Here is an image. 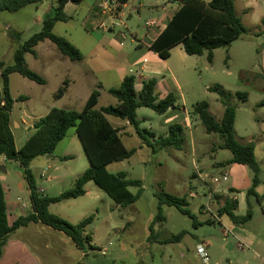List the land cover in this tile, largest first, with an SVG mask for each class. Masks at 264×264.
<instances>
[{
    "label": "rangeland",
    "instance_id": "1",
    "mask_svg": "<svg viewBox=\"0 0 264 264\" xmlns=\"http://www.w3.org/2000/svg\"><path fill=\"white\" fill-rule=\"evenodd\" d=\"M126 1L127 6L121 12ZM167 2L168 0H81L79 3H71L67 8L68 21L58 22L53 32L77 47L83 61L72 62L50 41L37 47L35 55H26L30 69L43 76L47 83L39 85L18 73L11 75L10 90L16 100L11 117L20 123L24 121L20 130H14L16 144L23 145L34 133V123L45 117L51 109L81 112L91 93L98 90V84L102 83L106 88L116 87V83L105 82L94 74L83 78V73L79 74L80 70L75 69L92 68V62L102 66L106 62L113 63L115 59L112 58H117L114 50L122 43L125 48L135 47L136 37L141 40L148 34L150 29L147 22L159 21L163 14L162 8ZM257 2L263 5L254 7L256 0H235L236 11L245 32L229 48L216 50L212 63H209L207 53L189 56L182 46L173 53L171 64L176 71L180 90L172 82H168V87L178 97V105H184L194 119L193 129L183 131L182 150L170 148L154 152L132 132L131 137H125L130 138L125 144L130 150L136 149L135 153L128 160L107 167V171L113 175L124 173L128 180H141L143 190L140 199L127 207L118 206L97 184L90 182L87 185L89 195L80 197L76 203L65 207L72 224H78L81 220L73 214L79 208H83L85 218L94 216L93 224L87 228V232L93 237V249L86 244L81 264H203L195 256L199 243H209L212 264H264V205L251 198L253 218L244 225L236 226L250 237L247 244L242 243L234 234H229V230L216 219L225 197L214 198V193L226 190L232 180L229 170L226 172L229 175L226 183L214 184L212 177L222 175L216 169L231 160L232 154L220 148V137L208 134L199 117L193 114L197 103L207 102L210 113L220 120L225 106L219 94L212 89L219 87L224 92L226 104L236 109L235 129L239 141H253L256 145V158L261 168V183L256 191L260 195L264 194V78L262 80L255 75L259 73L261 64L259 52L264 49V0ZM101 3L106 15L95 18L93 10ZM169 4L168 2V12L173 14L179 6ZM57 6L58 0H44L39 5H28L14 13L0 12V62L12 65L16 49L42 31L45 18L54 16ZM11 30L21 34L19 41L18 38L9 36ZM48 43L53 47H49ZM68 79L72 86L67 96L61 101L55 100L54 95L63 81ZM1 88L0 75V90ZM101 92L102 97L95 110L118 103L108 90ZM136 93V99L140 100V92ZM162 95V90L156 91L157 101ZM244 95L247 96L246 99ZM25 97L28 99H24ZM162 118V115L152 109L142 107L138 110L142 129L166 137L169 129L161 127ZM149 140L153 143L152 138L149 137ZM65 155L70 159H60ZM13 164V167H8V181L0 182L13 186V194L22 195V192L16 190V185L26 184L24 171L18 163ZM49 164L53 170L59 169L57 174L62 177L41 186L45 196L50 197L73 188L76 180L90 167L75 129H71L58 144L52 160L47 161L46 157L36 158L31 170L40 177L41 173L47 171ZM248 171L252 183L253 175L249 169ZM129 190L134 195L139 192L136 187H130ZM161 192L185 197L193 217L182 214L175 207H165L166 220L155 225V241L149 243V226L158 212L156 194ZM246 192L244 190L238 196L239 216L246 215L248 210ZM23 196L28 200L27 194ZM63 205L67 206L66 203L52 205L50 211L55 215L62 214ZM209 219L217 222L208 224ZM195 221L199 225H195ZM224 232H227V238ZM180 233H184V237L179 243H164ZM249 242L252 244L249 245ZM67 251L72 253L70 246H67Z\"/></svg>",
    "mask_w": 264,
    "mask_h": 264
},
{
    "label": "trees",
    "instance_id": "2",
    "mask_svg": "<svg viewBox=\"0 0 264 264\" xmlns=\"http://www.w3.org/2000/svg\"><path fill=\"white\" fill-rule=\"evenodd\" d=\"M44 0H0V12H17L22 8L43 2ZM79 3L80 0H58V6L54 16L46 18L40 33L33 35L24 44L20 45L14 53V63L6 65L0 62V75L2 88L0 90V172L4 163H18L24 171V177L31 192L32 212L18 218L12 225L9 224V213L6 201V193L0 182V253L3 252L10 235L21 227L31 223H42L54 230L67 235L80 249L85 250L86 244L90 245L91 235H85L87 228L93 224L94 216L83 219L78 224H72L64 218L52 214L49 207L53 204L75 200L86 195V187L90 182L97 184L118 206L127 207L136 203L143 190L141 180H128L124 173L113 175L107 171V167L113 163H121L128 160L135 149H127L121 140L119 130L109 122L108 117L128 121L134 132L142 141V144L150 146L154 152L170 148L182 150L183 128L180 125L169 127L168 136H157L140 127L138 109L145 107L152 109L159 115L166 114L170 109H178V100L170 93L165 98L157 101L155 92L157 80L151 79L144 82L140 91V100H137L135 89V77L127 76L120 87L111 88L108 92L117 101V105L103 107L95 110L100 98L101 86L94 90L88 98L81 112L66 111L53 108L43 118L34 123L35 133L27 142L17 148L15 137L11 127V113L16 100L11 95L10 77L18 73L22 77L39 85H46V79L30 69L26 55H35V48L42 42L51 41L56 49L72 62H81L83 56L79 49L66 38L56 35L53 31L58 22H67L68 16L65 7L68 3ZM169 3L178 4L179 8L167 24L165 30L153 41L150 48L158 53L162 59L170 57V50L182 45L189 56H202L207 53L209 63L213 62L214 52L221 48H228L238 40L245 32L241 18L238 16L235 0H212L205 3L201 0H168ZM20 33L10 31L11 38H18ZM68 81L58 89L54 98L61 99L67 89ZM225 106L223 118L217 120L209 111L207 102L197 103L194 107V115H197L208 134H216L220 137L221 149L231 152L232 158L224 166L233 164L246 166L253 175L252 186L246 192L248 210L246 215H237L238 202L233 199H225L224 205L217 212V217L226 216L235 225H244L253 218V210L250 199L254 198L259 204L264 205V194L256 191L261 181L259 174L260 165L256 158V145L254 142L242 143L239 141L235 124L236 109L224 101L225 94L215 87ZM247 96L244 95V99ZM3 103V105H2ZM75 129L84 152L90 162V167L76 180L73 188L58 196H44L40 193L36 179L32 173V162L39 157L54 156L58 144L65 139L68 132ZM153 139V143L149 140ZM68 160L70 158H63ZM5 160V162H4ZM130 187L139 188L137 195L129 190ZM214 198H218L214 193ZM158 212L152 220L148 237L149 243L155 241L154 227L159 222H165V207H175L182 214L193 217L188 209L185 197L180 198L168 193H158ZM215 219L207 220L208 224L216 223ZM195 225H199L195 221ZM184 233L165 240V244L179 243Z\"/></svg>",
    "mask_w": 264,
    "mask_h": 264
},
{
    "label": "crops",
    "instance_id": "3",
    "mask_svg": "<svg viewBox=\"0 0 264 264\" xmlns=\"http://www.w3.org/2000/svg\"><path fill=\"white\" fill-rule=\"evenodd\" d=\"M201 1L205 3H209L212 0H209V1L201 0ZM257 1L258 0H256V4L254 7H261L263 4H260ZM71 3L72 2L68 3L65 7V13L67 16H68L67 8ZM39 4H41V2L37 4H32V5H39ZM169 5L178 6V4L176 3L174 4L170 3ZM126 6H127V1L124 2L123 7L121 8V12L123 8H125ZM164 6L165 7L162 8L163 14L160 16L159 21L151 20L155 23V25L151 28H148L150 29L148 30V34L145 35V37L142 38L141 40H139L136 37L137 44L135 47L125 48L122 43L120 47L116 48V50L113 49L115 53L117 54V58H112L113 60L115 59L113 63L106 62V64L102 66V64L100 63L92 62L93 64L92 68H88V69L86 68L84 70H81V68L75 69V70H80L79 74L83 73V76H82L83 78H86L89 74H92V75L94 74L96 77L100 76L101 78H103L105 82L107 81L108 83L117 84L116 87H110L108 85L109 87L107 88L102 83L98 84L97 87L101 86L100 98L102 97V92H101L102 90L104 91V89H106L109 91L111 88L120 87L123 80L127 76L135 77L136 92L141 91L142 85L144 82H147L151 79H156L157 80L156 91L162 90L163 92L161 99L165 98L168 94L171 93L169 89L170 87H168V82H172L174 86L180 90L179 81L176 79V75H175L176 71L173 65L171 64V59L173 57V53L175 52V50L178 49L182 45L180 44V45L173 47L170 50V57L167 59L160 58L158 53H156L150 48L153 41H155V39L165 30L167 24L169 23V21L172 19V17L175 14V11L173 14H170V12H168V2ZM102 15H106V12H104L103 4L101 3L98 6H95L93 10V17L97 18ZM114 15L115 14H113V16ZM259 16L260 14L258 13V17ZM47 41L49 40H46L40 43L37 47L41 45H45ZM47 45L49 47H53L50 43H48ZM36 48H35V52H36ZM259 57H260L261 64H259V73L257 72L255 73V75L257 78H260L263 80L264 78V49H261V51L259 52ZM75 67H78V66H75ZM67 81L69 83H68L66 92L64 96L61 99H59V101L63 100L71 89L72 83L69 79ZM181 98L183 100L182 96ZM24 99H28V98L25 97ZM176 99L178 100V97H176ZM224 111H225V108H224ZM137 115H138V111H137ZM223 115H224V112H223ZM223 115H222V118H223ZM162 117H163L161 121L162 128L169 129V127H171L172 125H180L182 126L183 131L184 129H187V130L193 129L194 123H192V121L194 119H192L190 112H187L186 107L184 105L182 107H179L178 109H170L166 114L162 115ZM108 120L114 126V128L119 130V135L121 136V140L123 144L125 145V147L127 148L125 143L127 142V140H130V138H125V137H128L127 135L131 137V133L134 132V129L132 128L130 123L128 121H123V120L113 118V117H108ZM22 123L24 124V121H21L20 123L18 120L13 119L11 117V127H12L14 137H15L14 130H17V131L20 130ZM34 133H35V129H34ZM27 140L25 141V143L27 142ZM16 146L17 148L21 147V146H18L17 144ZM53 157L54 156H51V158H46V160L50 161L53 159ZM66 157L70 158L69 156L65 155L61 157L60 159L64 160L63 158H66ZM9 165L10 167H13L14 164L10 162L4 163L3 166H5L6 172H3V171L0 172V181H3V182L8 181V177L10 175V170H8ZM224 165L225 164L219 165L216 170L221 173H225L229 170L231 174L230 179L232 180V184L226 188L227 191L221 190L219 191V193L217 192L216 194L218 197L224 196L225 199L229 198V199L236 200L238 202V209H237V212H238L239 211L238 196L242 195L244 190L247 191L252 186V183L250 181L251 180L250 173L247 167L243 165L233 164L231 165L232 166L231 168H226V166ZM46 170H47L46 172L41 173L40 177H37L36 175L33 174L36 179L38 189L40 192H42L44 196H45V191L44 189L41 188V186L44 183H52L62 178L60 177V175L57 174L59 173V169L53 170V167L50 164L48 165V168ZM2 184L5 189V193H6V201H7L8 213H9V224L12 225L18 218L28 215L29 213L32 212V204H31V198H30L31 192L29 190L27 181H26V184L19 183L16 185V190L20 193L22 192V195H18L17 193L13 194L12 193L13 186L9 187V185H6V183H2ZM86 191L87 193L85 196L89 195L88 187H86ZM25 194L28 195V200L25 198V196H23ZM19 197L23 200L24 203L28 204V207L26 209L22 208V202L17 201ZM76 202H77V199L58 203V204L66 203L67 206H64V205L61 206L63 207L64 212L62 214L56 213V215L64 218L65 220L69 222H72L70 217H68L65 211V207H69L70 205H73V203H76ZM53 205H56V204H53ZM51 206L49 207V211H50ZM73 214L74 216L79 217L81 219L80 221H82L83 219H85L86 213H84L83 208H79V210L75 211ZM219 222L221 223L222 226H224L227 230H229V234L230 233L234 234L237 238L241 240L242 243L247 244L246 242L250 239V237L244 234L245 232L243 230H241L240 228H237L236 227L237 225L233 224L229 220L228 217L226 216L220 217ZM85 235H89V233L86 231ZM90 235H91L92 241L89 246L91 247V250H92L93 249L92 247L93 237H92V234ZM205 244L207 245L208 251H209V243H205ZM251 244L252 243L249 242V245ZM67 246H70V248L72 249V253L67 251ZM84 254H85L84 250L80 249L64 233L54 230L42 223H31L26 227H21L17 229L15 232H13L10 235L7 241V244L5 245L3 249V252L0 253V264H81L80 262ZM195 256L197 257V255Z\"/></svg>",
    "mask_w": 264,
    "mask_h": 264
},
{
    "label": "built area",
    "instance_id": "4",
    "mask_svg": "<svg viewBox=\"0 0 264 264\" xmlns=\"http://www.w3.org/2000/svg\"><path fill=\"white\" fill-rule=\"evenodd\" d=\"M154 25H155V23L153 21L147 22L148 28H151ZM2 105H3V103H2ZM212 181L214 184H217V185H219L222 182L226 183L229 181V175H228V173L225 172V173H222L221 176H213ZM40 193H42V192H40ZM210 197L212 200V197H213L212 194ZM17 201L22 202V208L26 209L28 207V204L24 203L20 197L17 199ZM216 219L218 221L220 220L218 217ZM224 236H225V238L227 237V232H224ZM196 255H197V257H199L202 260L203 264H212L211 256H210V253L208 251V247L205 243H199L197 245ZM215 264H218V263H215Z\"/></svg>",
    "mask_w": 264,
    "mask_h": 264
},
{
    "label": "water",
    "instance_id": "5",
    "mask_svg": "<svg viewBox=\"0 0 264 264\" xmlns=\"http://www.w3.org/2000/svg\"><path fill=\"white\" fill-rule=\"evenodd\" d=\"M46 158H51V155H47ZM1 171L6 172L5 166H2L1 167Z\"/></svg>",
    "mask_w": 264,
    "mask_h": 264
}]
</instances>
